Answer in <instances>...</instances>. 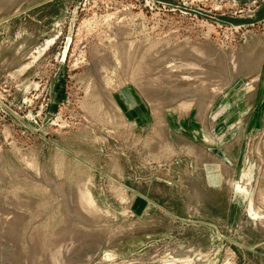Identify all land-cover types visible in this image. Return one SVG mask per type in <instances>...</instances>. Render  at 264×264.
<instances>
[{
	"label": "rangeland",
	"instance_id": "1",
	"mask_svg": "<svg viewBox=\"0 0 264 264\" xmlns=\"http://www.w3.org/2000/svg\"><path fill=\"white\" fill-rule=\"evenodd\" d=\"M264 264V0H0V264Z\"/></svg>",
	"mask_w": 264,
	"mask_h": 264
},
{
	"label": "bare ground",
	"instance_id": "2",
	"mask_svg": "<svg viewBox=\"0 0 264 264\" xmlns=\"http://www.w3.org/2000/svg\"><path fill=\"white\" fill-rule=\"evenodd\" d=\"M230 264V263H229Z\"/></svg>",
	"mask_w": 264,
	"mask_h": 264
}]
</instances>
